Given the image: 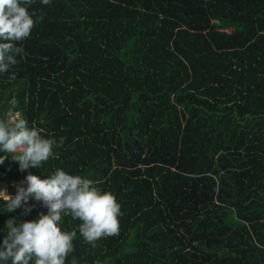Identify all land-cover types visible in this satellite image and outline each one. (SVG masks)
Here are the masks:
<instances>
[{"label":"trees","instance_id":"trees-1","mask_svg":"<svg viewBox=\"0 0 264 264\" xmlns=\"http://www.w3.org/2000/svg\"><path fill=\"white\" fill-rule=\"evenodd\" d=\"M28 11L16 79L0 74V117L15 97L57 141L33 175L92 179L122 212L119 235L95 247L64 216L62 230H77L66 264H264V0H33ZM27 174L0 165L2 182ZM29 205L7 213L0 201V245L7 220L47 214Z\"/></svg>","mask_w":264,"mask_h":264},{"label":"clouds","instance_id":"clouds-1","mask_svg":"<svg viewBox=\"0 0 264 264\" xmlns=\"http://www.w3.org/2000/svg\"><path fill=\"white\" fill-rule=\"evenodd\" d=\"M49 5L51 0H41ZM33 0H0V74L10 73L14 81L16 74L11 69L19 61L24 49L18 44L30 37L35 21L28 11ZM15 97L9 102L7 112L0 117V165L11 158L25 179L16 186V194L10 195L6 188L0 189L7 213L18 208L29 214L34 205L41 203L47 214L40 213L33 221L7 220L3 243L0 245V261L11 264H66L73 251L77 230L63 231L60 225L64 216H71L81 223L78 232L92 247L101 238L119 235L121 206L111 192L102 191L97 182L81 175H72L62 169L41 179L29 169H40L54 157V138H45L42 129L29 126V122L18 111ZM62 144V140L60 141ZM73 264L75 262L73 261Z\"/></svg>","mask_w":264,"mask_h":264},{"label":"crops","instance_id":"crops-1","mask_svg":"<svg viewBox=\"0 0 264 264\" xmlns=\"http://www.w3.org/2000/svg\"><path fill=\"white\" fill-rule=\"evenodd\" d=\"M19 182L21 183L22 181L19 179ZM9 183L13 184L14 181H12V180L10 182H4V181L2 182V181H0V189L6 188L8 193L10 194L12 189H10L9 187H12V186H10Z\"/></svg>","mask_w":264,"mask_h":264},{"label":"rangeland","instance_id":"rangeland-1","mask_svg":"<svg viewBox=\"0 0 264 264\" xmlns=\"http://www.w3.org/2000/svg\"><path fill=\"white\" fill-rule=\"evenodd\" d=\"M226 30H229V29H226ZM19 184H20V182H19V179H18L16 182H14L12 184L14 188L13 187H9L10 189H12L10 195H15L16 194V190H17L16 186L19 185Z\"/></svg>","mask_w":264,"mask_h":264},{"label":"built area","instance_id":"built-area-1","mask_svg":"<svg viewBox=\"0 0 264 264\" xmlns=\"http://www.w3.org/2000/svg\"><path fill=\"white\" fill-rule=\"evenodd\" d=\"M9 185L13 187L12 183H9ZM13 188H14V187H13Z\"/></svg>","mask_w":264,"mask_h":264}]
</instances>
